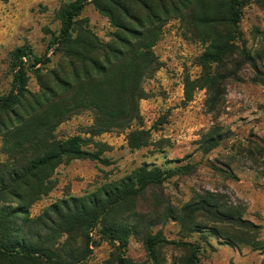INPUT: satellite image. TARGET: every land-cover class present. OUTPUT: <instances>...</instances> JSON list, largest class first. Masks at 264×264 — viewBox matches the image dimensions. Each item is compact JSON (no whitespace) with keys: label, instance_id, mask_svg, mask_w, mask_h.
Here are the masks:
<instances>
[{"label":"trees","instance_id":"obj_1","mask_svg":"<svg viewBox=\"0 0 264 264\" xmlns=\"http://www.w3.org/2000/svg\"><path fill=\"white\" fill-rule=\"evenodd\" d=\"M260 1L72 0L59 10V27L44 55L37 56L24 47L11 51L9 89L0 95V135L9 140L5 148L9 162L0 164V264H85L95 246L91 238L94 230L113 250V264H165L158 252L164 245L187 251L181 264H200L199 246L166 240L158 234L140 235L133 220L116 217L133 212L135 202L149 187L160 186L186 167L160 170L143 163L91 193L50 204L37 216L30 217L28 207L50 192V177L62 162L106 163L100 158L101 150L84 148L88 139L79 135L56 137V128L80 112L88 111L92 116L84 132L90 138L127 131L128 150L151 145L148 130L131 127L139 124L138 102L145 98L142 83L160 67L152 52L160 16L191 7L193 23L202 29L207 46L198 58L199 76L193 81L183 80V97L189 101L191 90H203L206 113L216 114L231 58L238 55L244 62L251 59L237 30L241 10ZM86 4H91L114 29L109 41L99 40L79 19ZM54 59L57 62L53 63ZM28 72L35 78L36 93L27 90ZM221 136L218 131L204 136L202 152L217 146ZM157 218L155 224L170 219L190 232L201 228L197 218L217 225L244 222L256 228L222 209L211 196L199 197L176 211L166 207ZM212 235L221 236L216 229H212ZM129 237H136L142 244L147 257L144 262L124 256ZM224 239L233 246L230 237ZM260 264H264V258Z\"/></svg>","mask_w":264,"mask_h":264},{"label":"rangeland","instance_id":"obj_2","mask_svg":"<svg viewBox=\"0 0 264 264\" xmlns=\"http://www.w3.org/2000/svg\"><path fill=\"white\" fill-rule=\"evenodd\" d=\"M70 1L0 0V95L9 89L7 65L11 51L24 47L37 56L44 55L59 27L58 12ZM79 19L102 42L109 41L114 32L91 4L84 6ZM159 24L152 52L160 67L142 83L145 98L138 102L139 124L131 127L148 130L151 145L128 150L127 131L90 138L84 134L92 123L88 111L69 118L56 128V137L79 135L88 139L84 148L101 150L100 158L106 163L72 160L57 165L50 177V192L29 205V216H37L58 200L91 193L143 163L160 170L186 167L160 186L149 187L135 202L133 212H122L116 217L133 220L140 235L158 234L166 240L199 246L200 264H260L264 250L253 248L264 247V0L241 10L237 30L251 59L244 62L238 55L231 58L223 100L216 114L206 113L203 90H191L189 101L183 97V80L193 81L199 76L198 58L207 46L202 29L193 23L191 7L160 16ZM236 46L239 50V43ZM27 90L38 91L30 72ZM211 131L222 133V140L203 153L200 142ZM8 141V137L0 135V164L9 162L5 154ZM228 173L233 178L227 177ZM207 196L256 228L244 222L217 225L201 218L196 219L201 228L193 232L170 219L155 224L166 207L176 211ZM5 201L15 204L10 199ZM212 229L218 231L220 238L212 235ZM227 236L234 241L233 246L224 239ZM91 238L95 246L85 264H113L109 244L95 230ZM158 252L165 264H181L187 256L186 250L171 245L160 246ZM124 256L135 262L147 259L136 237H129Z\"/></svg>","mask_w":264,"mask_h":264}]
</instances>
